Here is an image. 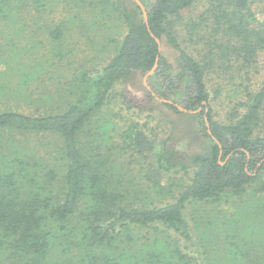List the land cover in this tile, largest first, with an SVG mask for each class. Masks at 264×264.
<instances>
[{"label":"trees","instance_id":"16d2710c","mask_svg":"<svg viewBox=\"0 0 264 264\" xmlns=\"http://www.w3.org/2000/svg\"><path fill=\"white\" fill-rule=\"evenodd\" d=\"M50 1L0 0V16L20 17L31 14V9L42 14ZM97 1L103 4V0H90L89 5ZM140 1L148 25L134 0L121 3L117 11L126 31L117 51L102 68L81 72L76 97L65 109L36 115L0 110V132L56 134L62 141L64 160L60 174L48 170L50 179L61 176L59 195L21 192V180L29 178L24 182L29 187L37 181L39 174L33 168L37 165L19 157L8 160V153L1 151H8L7 146L0 141V246L6 252L5 262L0 264H72L73 251L79 260L76 264H98L99 256L90 251L112 246L131 227L163 226L179 240L190 242L191 228L185 214L190 201L220 202L240 197L256 182V190L264 194V82L256 89L245 88L244 99L237 100L227 121H221L214 113L210 94L216 97L220 88L216 84L210 92L207 76L235 63L248 67L260 53L264 54V16L259 19L251 7L258 0H206L200 14L186 22L183 11L200 0ZM50 35L56 36L52 30ZM183 41L193 45L197 54L192 55ZM161 42L177 52L175 67L161 52ZM155 63L156 68L147 78L152 89L145 86L141 94L144 105L129 102L128 91L123 90L120 95L124 103L128 108L152 110L158 97L163 107L176 113H189L180 111L179 105L187 111L200 109L189 115L197 118V134L203 143L192 154H180L169 142L170 137L149 142L153 169L165 174L182 173L187 183L160 205L136 206L123 202L116 189L103 180L105 160L86 157L78 140L82 126L102 107L116 83L132 77L141 79ZM169 190L161 187L160 193ZM57 237L63 240L59 245L63 259L52 257ZM176 252L178 258H183L181 251ZM159 255L147 254L156 264L162 260ZM162 264L166 262L162 260Z\"/></svg>","mask_w":264,"mask_h":264},{"label":"rangeland","instance_id":"374dc122","mask_svg":"<svg viewBox=\"0 0 264 264\" xmlns=\"http://www.w3.org/2000/svg\"><path fill=\"white\" fill-rule=\"evenodd\" d=\"M89 2L52 0L42 14L31 9V14L20 17L0 16V110L33 115L61 111L76 97L81 72L102 68L115 54L126 31L117 9L126 2L103 0V4L97 1L91 6ZM205 4L206 0H200L183 11L184 22L196 18ZM251 7L259 19L263 18L264 0L253 2ZM51 30L55 37H51ZM182 44L192 55L197 54L193 45L187 41ZM160 49L169 65L175 67L177 52L165 42H161ZM232 65L222 72L207 74L210 92L216 84L220 88L216 97L210 94L214 113L221 121H227L237 100L244 99L245 88L256 89L264 82V54L260 53L248 67ZM145 76L116 83L102 107L82 126L78 140L86 157L105 160L101 168L103 180L116 189L123 202L136 206L160 205L187 183L182 173L165 174L153 169L149 142L170 137L169 142L180 154H192L203 143L197 134V118L166 109L159 103L161 98H155L152 110L127 107L120 95L123 90L128 91L129 102L144 105V87L152 89L148 75L144 84ZM128 126H134L129 133ZM15 133L0 132V141L8 150L3 148L2 153H8V160L19 157L36 164L33 168L39 174L34 186L24 183L29 178L21 180L20 191L59 195L61 176L50 179L48 170L56 174L63 170L61 138L52 133ZM2 165L0 162V168ZM256 183L240 197L220 202L190 201L185 209L190 242L179 240L163 226L131 227L112 246H98L90 253L99 256L98 264H156L154 257L147 256L149 252L160 254L166 264H264V194L256 190ZM161 187L170 190L160 193ZM62 241L57 237L53 243V258L65 257L60 255ZM176 250L182 252L183 258H178ZM5 253V247L0 246L2 263ZM70 257L72 264L79 262L74 251Z\"/></svg>","mask_w":264,"mask_h":264},{"label":"water","instance_id":"95a60500","mask_svg":"<svg viewBox=\"0 0 264 264\" xmlns=\"http://www.w3.org/2000/svg\"><path fill=\"white\" fill-rule=\"evenodd\" d=\"M134 1L140 7V9L142 10V15H143L144 21L148 25V23H147V13H146V9H145L143 3L140 0H134ZM151 35L154 36L152 33H151ZM155 40L160 44V40L158 38L155 37ZM156 62H157V59H156ZM155 68H156V63L154 64L153 68L147 73V75L152 74ZM147 75L144 77V84H146ZM178 108H179L180 111L189 112V113H196V112H198L200 110V109H197L195 111H187L186 109H184L182 107H178ZM204 120H205L206 126L208 127V133H210L207 118L205 117ZM214 140L216 141L215 138H214Z\"/></svg>","mask_w":264,"mask_h":264}]
</instances>
